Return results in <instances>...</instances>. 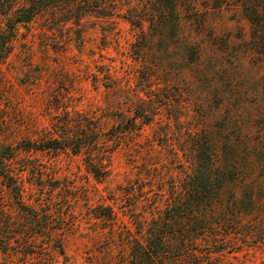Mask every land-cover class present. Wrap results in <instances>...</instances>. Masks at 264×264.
Segmentation results:
<instances>
[{
	"label": "rangeland",
	"instance_id": "374dc122",
	"mask_svg": "<svg viewBox=\"0 0 264 264\" xmlns=\"http://www.w3.org/2000/svg\"><path fill=\"white\" fill-rule=\"evenodd\" d=\"M53 1L16 25L0 57V264H129L130 234L143 240L183 195L192 141L220 125L215 87L235 64L228 39L249 26L213 12L180 39L127 18L145 0ZM27 6L0 0L1 37ZM54 139L67 149L29 148ZM106 207L116 219L96 217ZM236 242L213 264H264V241Z\"/></svg>",
	"mask_w": 264,
	"mask_h": 264
},
{
	"label": "trees",
	"instance_id": "16d2710c",
	"mask_svg": "<svg viewBox=\"0 0 264 264\" xmlns=\"http://www.w3.org/2000/svg\"><path fill=\"white\" fill-rule=\"evenodd\" d=\"M26 1L28 6L8 21V35L0 36V57L9 48L16 25L29 22L54 2ZM227 10L244 19L249 30L247 37L242 35L237 42L228 39L235 50V64L229 72L223 69L215 87L223 109L221 123L215 131L203 129L192 141L196 166L182 182L183 195L167 204L163 215L142 235L143 240L130 234L129 264H213L214 254L221 252L224 244L264 241V73L259 74L264 70V0H145L141 6L126 9L133 24L144 28L147 21L153 28L168 27L177 32L173 37L180 39L188 23L203 27L213 12L224 15ZM195 43L189 37L186 48L196 59ZM246 57H250V66L244 62ZM250 69L254 73L247 75ZM67 147L57 139L29 146ZM106 210L96 217L116 219L112 208ZM202 241L208 251L200 249Z\"/></svg>",
	"mask_w": 264,
	"mask_h": 264
}]
</instances>
